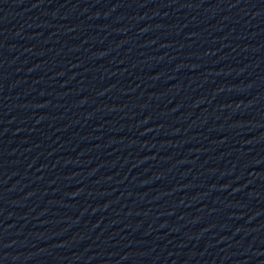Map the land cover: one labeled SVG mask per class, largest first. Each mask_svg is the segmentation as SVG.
<instances>
[{
  "label": "water",
  "instance_id": "1",
  "mask_svg": "<svg viewBox=\"0 0 264 264\" xmlns=\"http://www.w3.org/2000/svg\"><path fill=\"white\" fill-rule=\"evenodd\" d=\"M0 264H264V0H0Z\"/></svg>",
  "mask_w": 264,
  "mask_h": 264
}]
</instances>
